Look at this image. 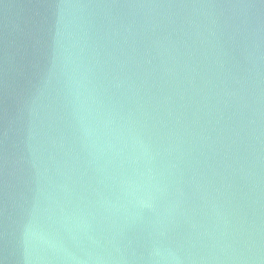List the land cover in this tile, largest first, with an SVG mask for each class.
Returning a JSON list of instances; mask_svg holds the SVG:
<instances>
[{
  "label": "water",
  "instance_id": "1",
  "mask_svg": "<svg viewBox=\"0 0 264 264\" xmlns=\"http://www.w3.org/2000/svg\"><path fill=\"white\" fill-rule=\"evenodd\" d=\"M0 264H264V0H0Z\"/></svg>",
  "mask_w": 264,
  "mask_h": 264
}]
</instances>
